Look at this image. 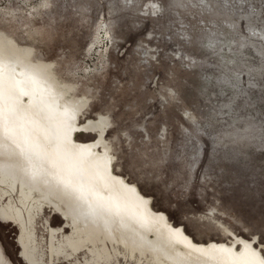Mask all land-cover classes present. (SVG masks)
Instances as JSON below:
<instances>
[{
	"label": "rangeland",
	"instance_id": "374dc122",
	"mask_svg": "<svg viewBox=\"0 0 264 264\" xmlns=\"http://www.w3.org/2000/svg\"><path fill=\"white\" fill-rule=\"evenodd\" d=\"M0 47L97 88L172 225L264 261V0H0Z\"/></svg>",
	"mask_w": 264,
	"mask_h": 264
},
{
	"label": "water",
	"instance_id": "95a60500",
	"mask_svg": "<svg viewBox=\"0 0 264 264\" xmlns=\"http://www.w3.org/2000/svg\"><path fill=\"white\" fill-rule=\"evenodd\" d=\"M0 264H254L172 225L93 85L0 47Z\"/></svg>",
	"mask_w": 264,
	"mask_h": 264
},
{
	"label": "snow or ice",
	"instance_id": "6c2138e0",
	"mask_svg": "<svg viewBox=\"0 0 264 264\" xmlns=\"http://www.w3.org/2000/svg\"><path fill=\"white\" fill-rule=\"evenodd\" d=\"M262 242H264V241H262ZM261 264H264V261H262Z\"/></svg>",
	"mask_w": 264,
	"mask_h": 264
}]
</instances>
